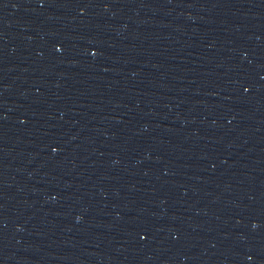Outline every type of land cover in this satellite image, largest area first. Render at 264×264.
I'll return each mask as SVG.
<instances>
[{
	"label": "water",
	"instance_id": "obj_1",
	"mask_svg": "<svg viewBox=\"0 0 264 264\" xmlns=\"http://www.w3.org/2000/svg\"><path fill=\"white\" fill-rule=\"evenodd\" d=\"M0 264H20V262L1 243Z\"/></svg>",
	"mask_w": 264,
	"mask_h": 264
}]
</instances>
